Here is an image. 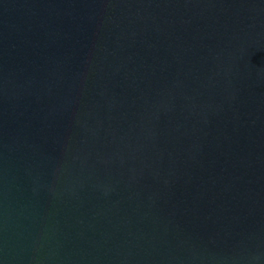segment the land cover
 <instances>
[{"label": "water", "instance_id": "1", "mask_svg": "<svg viewBox=\"0 0 264 264\" xmlns=\"http://www.w3.org/2000/svg\"><path fill=\"white\" fill-rule=\"evenodd\" d=\"M0 264H264V0H0Z\"/></svg>", "mask_w": 264, "mask_h": 264}]
</instances>
